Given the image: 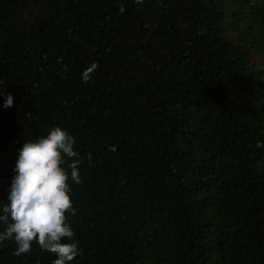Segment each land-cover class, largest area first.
<instances>
[{"label":"trees","instance_id":"trees-1","mask_svg":"<svg viewBox=\"0 0 264 264\" xmlns=\"http://www.w3.org/2000/svg\"><path fill=\"white\" fill-rule=\"evenodd\" d=\"M0 89V200L25 139H76L70 264H264V0H0Z\"/></svg>","mask_w":264,"mask_h":264},{"label":"clouds","instance_id":"clouds-1","mask_svg":"<svg viewBox=\"0 0 264 264\" xmlns=\"http://www.w3.org/2000/svg\"><path fill=\"white\" fill-rule=\"evenodd\" d=\"M97 67L96 63L87 66L81 80L87 83ZM0 95H4L2 89ZM13 103L11 93L4 95V108ZM256 146L264 148V142L258 140ZM80 163L76 139L66 128L57 125L45 135L25 139L18 149L6 199L0 200V223L5 225L0 243L14 239L19 256L30 252L35 241L55 254L53 264H70L80 252L68 222V214L77 211L70 181L81 182Z\"/></svg>","mask_w":264,"mask_h":264}]
</instances>
